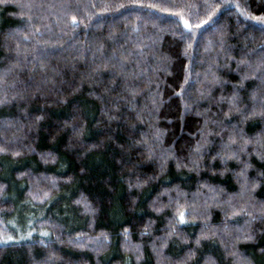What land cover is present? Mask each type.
Here are the masks:
<instances>
[{
    "label": "trees",
    "instance_id": "1",
    "mask_svg": "<svg viewBox=\"0 0 264 264\" xmlns=\"http://www.w3.org/2000/svg\"><path fill=\"white\" fill-rule=\"evenodd\" d=\"M252 17L264 0H0V264H264Z\"/></svg>",
    "mask_w": 264,
    "mask_h": 264
},
{
    "label": "snow or ice",
    "instance_id": "2",
    "mask_svg": "<svg viewBox=\"0 0 264 264\" xmlns=\"http://www.w3.org/2000/svg\"><path fill=\"white\" fill-rule=\"evenodd\" d=\"M73 21L76 20L75 17L72 18ZM182 19V18H181ZM252 19L256 20L257 22L261 23L262 25H264V17H252ZM184 23V27L185 28H191L192 26L188 23L187 20H184L183 21ZM201 24L204 23V21H201L200 22ZM196 27H199V25H196ZM264 30V29H262ZM261 51H264V49H261ZM238 64H243L246 66V70H250L252 75L253 76H257V74H259L257 76V78H261V79H264V59H261L259 63H256L255 66H253V62L250 61V60H241L238 62ZM244 79H247V76H242L241 77V82H243ZM187 82V80L185 81ZM216 82L218 83L219 80L218 78H216ZM256 98V94L253 93V96H252V99L255 100ZM221 100H225L227 99V102L230 106L229 108V111H236V112H240L241 115L244 116V119H247L248 116H254V115H257V112L255 111V107H253V110L248 112L247 109H241L239 107V89H235L234 88V91H233V94L232 96L230 97H221L220 98ZM262 101H264V97H262ZM2 102V101H0ZM247 112V115H244V113ZM262 115H264V103H262L261 105V113ZM229 115V113H225V117H227ZM215 123V122H214ZM220 123H224L223 121H221ZM221 131H223V129H221ZM240 135V139H242L243 143L240 145L239 147V151L240 152H243L245 150V148L249 145V144H254V143H257V141H254L252 139H245L243 138L242 134H238L236 131H235V128H233V131L229 133V141L227 144H225L224 146L226 148H230L232 145H235L236 142H237V136ZM259 143L261 144H264V141H259ZM228 155L230 156H236V158H239L237 156V153L235 151H231L230 153H228ZM249 215H251L249 213ZM184 216H185V213L183 211H181L179 213V220L181 223L184 222ZM255 219V217H253ZM44 235H47V233H43ZM245 239H252V236L251 235H248L246 237H244ZM12 237L9 236V237H6L5 238V241L4 242H7L8 240H11Z\"/></svg>",
    "mask_w": 264,
    "mask_h": 264
}]
</instances>
